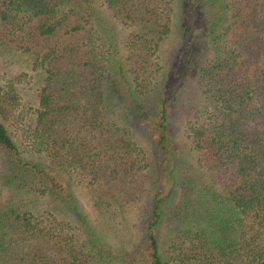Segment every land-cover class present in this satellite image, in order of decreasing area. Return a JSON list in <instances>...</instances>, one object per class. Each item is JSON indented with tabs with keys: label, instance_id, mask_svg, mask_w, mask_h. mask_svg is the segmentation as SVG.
I'll use <instances>...</instances> for the list:
<instances>
[{
	"label": "trees",
	"instance_id": "trees-1",
	"mask_svg": "<svg viewBox=\"0 0 264 264\" xmlns=\"http://www.w3.org/2000/svg\"><path fill=\"white\" fill-rule=\"evenodd\" d=\"M0 161V264H264V0H0Z\"/></svg>",
	"mask_w": 264,
	"mask_h": 264
},
{
	"label": "rangeland",
	"instance_id": "rangeland-1",
	"mask_svg": "<svg viewBox=\"0 0 264 264\" xmlns=\"http://www.w3.org/2000/svg\"><path fill=\"white\" fill-rule=\"evenodd\" d=\"M18 108H19V106L16 107V110H14V112L12 114L13 119H15L17 117ZM1 169H3V167L1 166V161H0V170ZM74 192H75V195L77 196V198L79 199V202L81 203L84 212H86L91 217L93 215V213H92V210L90 208L89 201H88L86 194L83 192V190L79 186H75ZM27 197H29V195L24 194L21 196V199L26 200ZM17 198H19V196H17ZM36 201L37 202H35V203L37 204V206H40L39 207L40 210L41 209L43 210V208H45L47 206V205H45V202L43 199H36Z\"/></svg>",
	"mask_w": 264,
	"mask_h": 264
}]
</instances>
